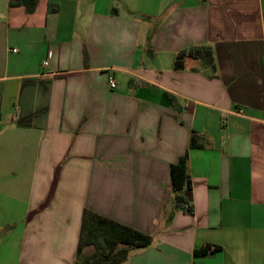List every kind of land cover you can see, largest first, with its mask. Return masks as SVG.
<instances>
[{"label":"crops","instance_id":"0c3cea01","mask_svg":"<svg viewBox=\"0 0 264 264\" xmlns=\"http://www.w3.org/2000/svg\"><path fill=\"white\" fill-rule=\"evenodd\" d=\"M11 1L0 264H73L85 209L153 238L122 264H264V0ZM193 46L214 71H175ZM187 152L183 209L171 166Z\"/></svg>","mask_w":264,"mask_h":264},{"label":"trees","instance_id":"16d2710c","mask_svg":"<svg viewBox=\"0 0 264 264\" xmlns=\"http://www.w3.org/2000/svg\"><path fill=\"white\" fill-rule=\"evenodd\" d=\"M22 3L28 11L35 9L37 0H12L11 5ZM186 57L200 60L204 68L215 69L213 50L209 46H193L180 51L174 59L175 71L184 69ZM169 99L173 100L169 97ZM190 149L202 148L193 137ZM189 163L188 152L178 162L171 166L172 189L175 193L177 207L185 209L186 202L181 195L185 187H190L187 179ZM192 211V207H186ZM153 238L135 229L123 225L111 218L102 216L90 209H85L82 215L81 229L77 253L73 264H122L130 253L136 249L149 247Z\"/></svg>","mask_w":264,"mask_h":264},{"label":"built area","instance_id":"2783aa9c","mask_svg":"<svg viewBox=\"0 0 264 264\" xmlns=\"http://www.w3.org/2000/svg\"><path fill=\"white\" fill-rule=\"evenodd\" d=\"M43 65H44V66H47V65H48V61H47V60L44 61V62H43ZM108 84H109V86H110L111 89H115V88L117 87V81H116V79H115L114 76H110V77H109V79H108ZM235 113H236V114H242V113H243V110H242V109H236V110H235ZM201 136H202V135H201Z\"/></svg>","mask_w":264,"mask_h":264}]
</instances>
